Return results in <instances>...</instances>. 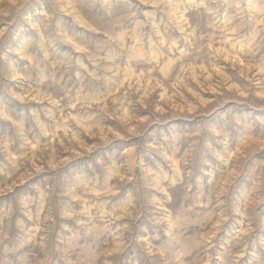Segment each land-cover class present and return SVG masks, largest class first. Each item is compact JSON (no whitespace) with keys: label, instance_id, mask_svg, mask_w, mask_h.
I'll return each instance as SVG.
<instances>
[{"label":"clouds","instance_id":"clouds-1","mask_svg":"<svg viewBox=\"0 0 264 264\" xmlns=\"http://www.w3.org/2000/svg\"><path fill=\"white\" fill-rule=\"evenodd\" d=\"M0 264H264V0H0Z\"/></svg>","mask_w":264,"mask_h":264}]
</instances>
